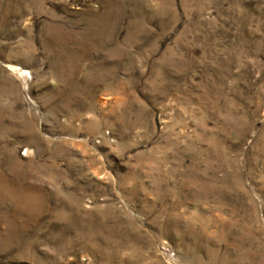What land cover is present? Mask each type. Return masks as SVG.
Wrapping results in <instances>:
<instances>
[{"label": "rangeland", "instance_id": "obj_1", "mask_svg": "<svg viewBox=\"0 0 264 264\" xmlns=\"http://www.w3.org/2000/svg\"><path fill=\"white\" fill-rule=\"evenodd\" d=\"M0 264H264V0H0Z\"/></svg>", "mask_w": 264, "mask_h": 264}]
</instances>
